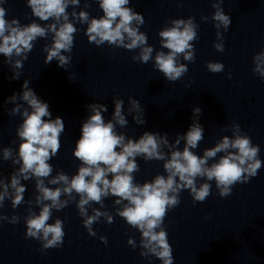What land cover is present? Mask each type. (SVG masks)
Here are the masks:
<instances>
[{
    "label": "clouds",
    "instance_id": "9594fccd",
    "mask_svg": "<svg viewBox=\"0 0 264 264\" xmlns=\"http://www.w3.org/2000/svg\"><path fill=\"white\" fill-rule=\"evenodd\" d=\"M97 2L103 13L99 18L90 19L87 11L71 13L73 19L87 24L85 35L88 42L98 47L107 43L129 51L139 49V54L132 56L133 61L147 64L152 60L154 48L148 46L147 35L140 31V26L145 23L144 17L129 6L130 0ZM222 2L213 0L212 3L215 9L212 21L217 29V40L220 41L213 46L219 52L224 51V36L220 29L227 32L232 22L221 7ZM5 3L7 0H0V55L13 70L10 79H20L19 70L33 50L34 42L37 38H47L49 33H52V42L42 49L46 53L44 63L50 64L56 60L59 67L67 70L71 56L65 53H71L77 32V27L69 21L67 10L70 6H79L80 0H26L33 17L39 21H53L46 27L35 20L21 25L17 18L7 19L8 13L3 6ZM201 19L207 21L208 17L202 16ZM198 28L194 18L189 17L186 20L172 19L171 26L158 32L161 47L168 51H157L153 66L166 80L177 81L188 72L187 64L181 63L180 58L189 62L195 60L192 42L198 39ZM253 62V73L264 79V51L255 54ZM206 67L211 73L224 70L221 62L210 61ZM228 75L230 79L231 73ZM29 84L30 81L24 80L22 93L13 94L6 101L16 105L8 114L21 115L22 123L16 128L19 144L15 155L12 148L2 149L3 160H11L18 167L10 174V179L0 173V208L5 198L11 201L13 209L24 204L27 189L22 181L35 180V204L39 207V213L31 211L32 202L28 201L29 211L24 221L25 238L40 241L42 251L63 244L64 221L57 218L49 223L53 210H63L78 197L75 206L83 226L90 236H95L93 225L101 217L105 218L106 223L112 224L114 217L95 207L89 215L88 208L94 203L104 208L105 198L111 196L115 198V205L122 206L115 209L116 214L141 234L140 256L156 257L162 264H173V249L163 224L168 211L180 204V193L188 190L194 203H202L211 195L210 182L214 181L218 195L228 197L236 184L249 182L262 167L260 147L254 145L251 138L242 132L240 124L235 122L232 124V137L223 136L215 146L205 149L202 155L193 151L204 139V127L196 119L186 133L177 135L171 144L166 133L161 135L145 131L138 139L127 137L117 131V125L125 128L128 121L124 114L125 102L116 97L113 99L112 118L107 122L103 115L108 111L105 104L92 103L86 106L91 110V115L82 123L80 137L72 152L80 162L77 171L72 176L63 171L52 176L53 165L50 161L61 148L60 137L65 131V123L59 116L52 118L48 103L42 101ZM18 100L23 103H18ZM128 104V113H136L133 120L137 124H144V109L140 102L129 97ZM201 112L200 107H195L194 117L198 118ZM181 140L184 141V147L179 150ZM218 153L223 155L217 162L209 164ZM138 157L146 162L162 161L166 175L157 174L151 181L137 183L134 174L140 170ZM198 179L203 181L199 185ZM62 196L68 199H61ZM4 220L16 224L19 217L13 215L9 219L0 214V221ZM100 240L107 244V237L101 236ZM127 243L133 249L137 247V242L131 237Z\"/></svg>",
    "mask_w": 264,
    "mask_h": 264
}]
</instances>
